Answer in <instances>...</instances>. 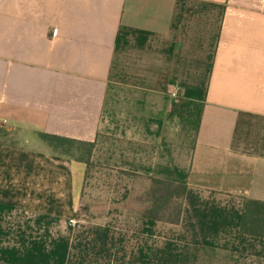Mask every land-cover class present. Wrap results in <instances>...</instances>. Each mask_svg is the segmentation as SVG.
<instances>
[{
    "label": "crops",
    "instance_id": "0c3cea01",
    "mask_svg": "<svg viewBox=\"0 0 264 264\" xmlns=\"http://www.w3.org/2000/svg\"><path fill=\"white\" fill-rule=\"evenodd\" d=\"M0 127V264H264V0H0Z\"/></svg>",
    "mask_w": 264,
    "mask_h": 264
},
{
    "label": "trees",
    "instance_id": "16d2710c",
    "mask_svg": "<svg viewBox=\"0 0 264 264\" xmlns=\"http://www.w3.org/2000/svg\"><path fill=\"white\" fill-rule=\"evenodd\" d=\"M0 127V144L12 142ZM39 137L48 144L52 151L62 157L76 162L92 165L95 144L83 142L57 135L38 133ZM187 186L175 185L171 182L153 180V187L150 194V205L144 212L148 218H157L160 213H166L169 218L163 222L177 225L181 221L182 200L186 194ZM175 198L177 204L173 205ZM241 232L244 235L264 239V202L245 199L243 204Z\"/></svg>",
    "mask_w": 264,
    "mask_h": 264
},
{
    "label": "rangeland",
    "instance_id": "374dc122",
    "mask_svg": "<svg viewBox=\"0 0 264 264\" xmlns=\"http://www.w3.org/2000/svg\"><path fill=\"white\" fill-rule=\"evenodd\" d=\"M4 133H5V137H6V133H7L8 137H9L8 138L9 140H14L16 138V136L18 135V131L6 130V131H4Z\"/></svg>",
    "mask_w": 264,
    "mask_h": 264
},
{
    "label": "built area",
    "instance_id": "2783aa9c",
    "mask_svg": "<svg viewBox=\"0 0 264 264\" xmlns=\"http://www.w3.org/2000/svg\"><path fill=\"white\" fill-rule=\"evenodd\" d=\"M54 34H56V31L54 32ZM174 96H177V94H174ZM70 224L74 227H79L80 226V223L76 220H71L70 221Z\"/></svg>",
    "mask_w": 264,
    "mask_h": 264
}]
</instances>
